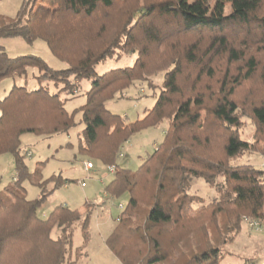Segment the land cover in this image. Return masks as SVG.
I'll return each instance as SVG.
<instances>
[{
  "label": "trees",
  "instance_id": "trees-1",
  "mask_svg": "<svg viewBox=\"0 0 264 264\" xmlns=\"http://www.w3.org/2000/svg\"><path fill=\"white\" fill-rule=\"evenodd\" d=\"M127 2L25 0L14 17L0 15V39L41 38L67 64L55 69L37 55L12 57L0 44V82L39 70L37 89L14 83L0 100V154L13 155L16 171L0 192V264H72L73 254L83 255L92 211L60 204L41 217L39 208L68 179H45L40 166L31 171L21 141L26 133L69 132L78 114L85 125L79 154L106 170L115 166L104 191L114 199L128 195L107 238L122 264H220L246 217L264 221V168L231 161L264 143V93L247 107L236 99L244 82L258 73L264 78V0H142L124 9ZM115 11L121 12L116 24ZM118 49L137 52L134 64L98 74L97 66ZM159 72L165 73L163 87L142 118L127 122L107 108L108 100ZM84 79L91 81L86 102L68 111L62 95H75ZM243 113L255 122L254 143L243 138ZM164 120L163 142L137 170L122 167L124 143ZM193 177L218 195L206 201L192 193ZM25 180L41 189L38 198H27ZM76 225L84 241L75 249Z\"/></svg>",
  "mask_w": 264,
  "mask_h": 264
},
{
  "label": "rangeland",
  "instance_id": "rangeland-1",
  "mask_svg": "<svg viewBox=\"0 0 264 264\" xmlns=\"http://www.w3.org/2000/svg\"><path fill=\"white\" fill-rule=\"evenodd\" d=\"M24 1L0 0V15L8 18L14 17ZM141 1L128 0L127 4H122L121 6L124 9L133 8ZM120 17L121 12L115 11L111 19L116 24ZM0 44L5 47L6 52L12 57L27 54L37 55L43 58L52 68L63 69L67 67L65 62L55 57L47 43L41 38L29 43L22 37H3L0 39ZM155 51V49L152 50V52ZM137 57V52L118 49L113 58H109L97 66V72L102 75L112 69L131 66ZM239 65L235 64V70L238 69ZM225 67L224 64L220 77L224 75ZM235 70L234 65H232V74ZM37 75H39L37 68H29L26 77H16V79L9 77L1 81L0 100L8 94L14 83L26 85L28 89L38 88ZM164 75V72H159L148 76L144 80L136 81L125 90V94L123 93L122 97L108 100L107 108L112 113L121 115L127 122H133L142 118L146 110L154 106L163 87ZM90 87L91 81L84 79L81 82L80 89L75 91V95L63 93L62 96L67 97L69 100L67 102L68 109L72 110L85 103L86 92ZM263 93L264 78L261 73H258L255 78L244 82L238 88L236 99L240 106L247 107L248 104L256 100L257 96ZM243 114V138L254 143L256 134L255 122L250 115ZM80 118L81 115L78 114L76 117L77 124L69 132L55 135L27 133L21 138L23 153L29 151L32 153H28L25 158L31 171L40 166L43 169V178L45 179L50 178L54 174H62L64 179H68L65 184L48 196L38 212L41 217L46 218L60 204L67 205L72 209H78L81 213L82 211L85 213L86 200H95L101 204H105L100 213L95 212L91 217L89 229L92 234V242L90 248H87V252L90 249V252H88L90 255L88 264H122L117 255L107 248L105 238L109 236L108 234L111 229L118 225L119 219L117 218L122 212L120 204H123L124 207L127 203L128 195L126 194L119 199L109 197L110 199L105 201L103 190L112 180L113 173L107 172V167L95 158L79 154V133L85 127ZM167 126L168 121L164 120L157 126L146 128L131 136L119 150L118 163L124 168H129L133 171L137 170L144 159L153 153L155 148L163 142ZM69 143L71 145L67 146ZM61 145L63 146L62 148ZM259 147V151H246L238 155L231 160L232 163H251L256 167L264 168V143H260ZM120 153H122V156ZM86 161L93 162L94 168L86 170ZM15 175L13 155L10 153L0 154V192L4 191L5 187L11 184ZM81 181H85L86 185L82 186ZM23 185L26 188L25 193L28 199H36L40 196L41 189L31 180H25ZM53 185V182L48 183L46 187L50 189ZM191 192L203 196L206 201L213 200L218 195L216 187L211 186L201 177L192 178ZM87 205L94 212L95 205L92 203H87ZM251 221L253 219L248 217L244 219L242 231L231 244L224 248V257L221 259L220 264H245L247 260L252 261L254 264H264V221H259L262 224V230L260 231L255 230L251 226ZM55 229L52 232L54 237L58 233L57 229ZM83 240L81 227L77 225L73 238L74 248L81 245ZM73 253L75 252L73 251ZM79 254V252H76L70 260L73 261L74 258H78Z\"/></svg>",
  "mask_w": 264,
  "mask_h": 264
},
{
  "label": "crops",
  "instance_id": "crops-1",
  "mask_svg": "<svg viewBox=\"0 0 264 264\" xmlns=\"http://www.w3.org/2000/svg\"><path fill=\"white\" fill-rule=\"evenodd\" d=\"M14 85V84H13ZM13 87V86H12ZM91 88V87H90ZM12 89V88H11ZM10 89V90H11ZM33 89H37V88H33ZM88 91V90H87ZM10 92V91H9ZM8 92V93H9ZM8 95V94H7ZM6 95V96H7ZM62 98H65V97H63L62 96ZM69 101V100H68ZM67 101V102H68ZM86 102V101H85ZM84 104V103H83ZM83 104H81V105H83ZM81 105H79V106H81ZM78 106V107H79ZM66 107H67V104H66ZM75 108H77V107H75ZM75 108H73L72 110H74ZM67 109H68V107H67ZM72 110H70V109H68V111H72ZM81 115V114H80ZM27 134V133H26ZM26 134H24V135H26ZM56 134H58V133H56ZM24 135H22V137L24 136ZM53 135V134H52ZM55 135V134H54ZM21 137V138H22ZM22 141V140H21ZM63 146L61 145V148H62ZM30 154H32L31 153V151H30ZM39 162H41V161H39ZM36 169V168H35ZM34 169V170H35ZM103 196H104V199H105V201H108L110 198H109V196L105 193V191L103 190ZM104 201V202H105ZM87 203H92V204H94L95 205V210H94V212H92V214L93 213H95V212H101L102 211V208H103V205H105V204H101V203H99L98 201H95V200H93V201H89V200H86V204H85V212H86V209H87V207H88V205H87ZM82 214H84L83 213V211H82ZM118 219V218H117ZM90 225H91V222H90ZM77 226V225H76ZM80 226V225H79ZM81 227V226H80ZM116 227V226H115ZM114 227V228H115ZM90 228V227H89ZM114 228H112L111 229V231H110V233L108 234L109 236L111 235V233L113 232V230H114ZM57 229V231H58V233H57V236L56 237H58V235L60 234V229H58V228H56ZM55 229V230H56ZM81 231H82V228H81ZM75 232V231H74ZM89 232H90V239H89V242H88V244H87V246H86V248L84 249V253H83V255L82 256H80V257H76V258H74L73 259V263L72 264H88V261H89V259H90V255H89V253L88 252H90L89 250H88V252H87V248H90V245H91V242H92V234H91V230L89 229ZM82 234H83V232H82ZM108 236V237H109ZM107 237V238H108ZM84 238V237H83ZM107 238H105V243H106V245H107ZM84 241V240H83ZM82 245V244H81ZM81 245H79V246H77V247H75V249L76 248H78V247H80ZM107 248H109L108 247V245H107ZM109 250L111 251V252H113L110 248H109ZM247 260V259H246ZM120 261V260H119ZM121 262V261H120ZM122 263V262H121ZM245 264H246V262H245Z\"/></svg>",
  "mask_w": 264,
  "mask_h": 264
},
{
  "label": "built area",
  "instance_id": "built-area-1",
  "mask_svg": "<svg viewBox=\"0 0 264 264\" xmlns=\"http://www.w3.org/2000/svg\"><path fill=\"white\" fill-rule=\"evenodd\" d=\"M30 154V151L29 152H27V154ZM120 155L122 156V153H120ZM85 168H86V170H90V169H92V168H94V164H93V162H91V161H86L85 162ZM107 172H110V173H113L114 174V172H115V166H111V167H109L108 168V170H107ZM81 183V185L82 186H85L86 185V182L85 181H81L80 182ZM120 207L121 208H123V204H120ZM119 219V218H118ZM251 226L255 229V230H257V231H260V230H262V224L259 222V221H257V220H253V221H251ZM246 264H254L252 261H248Z\"/></svg>",
  "mask_w": 264,
  "mask_h": 264
}]
</instances>
